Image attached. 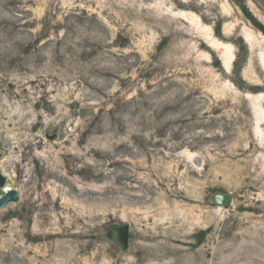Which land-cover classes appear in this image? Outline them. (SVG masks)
I'll list each match as a JSON object with an SVG mask.
<instances>
[{
  "label": "rangeland",
  "instance_id": "1",
  "mask_svg": "<svg viewBox=\"0 0 264 264\" xmlns=\"http://www.w3.org/2000/svg\"><path fill=\"white\" fill-rule=\"evenodd\" d=\"M0 170V264H264V0H0Z\"/></svg>",
  "mask_w": 264,
  "mask_h": 264
},
{
  "label": "water",
  "instance_id": "2",
  "mask_svg": "<svg viewBox=\"0 0 264 264\" xmlns=\"http://www.w3.org/2000/svg\"><path fill=\"white\" fill-rule=\"evenodd\" d=\"M5 184L6 178L0 170V186L4 188ZM19 199L20 194L18 190L13 188L6 189L5 193L0 196V211L10 203L19 201ZM216 201L221 205L227 206L230 204L231 198L227 193H220L216 196Z\"/></svg>",
  "mask_w": 264,
  "mask_h": 264
},
{
  "label": "bare ground",
  "instance_id": "3",
  "mask_svg": "<svg viewBox=\"0 0 264 264\" xmlns=\"http://www.w3.org/2000/svg\"><path fill=\"white\" fill-rule=\"evenodd\" d=\"M7 189H10V188H7Z\"/></svg>",
  "mask_w": 264,
  "mask_h": 264
}]
</instances>
